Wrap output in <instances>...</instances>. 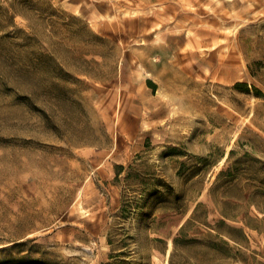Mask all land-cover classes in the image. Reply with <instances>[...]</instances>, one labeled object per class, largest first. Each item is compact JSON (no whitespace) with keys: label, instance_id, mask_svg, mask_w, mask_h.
<instances>
[{"label":"rangeland","instance_id":"1","mask_svg":"<svg viewBox=\"0 0 264 264\" xmlns=\"http://www.w3.org/2000/svg\"><path fill=\"white\" fill-rule=\"evenodd\" d=\"M198 203L176 264H264V0H0V264H168Z\"/></svg>","mask_w":264,"mask_h":264},{"label":"trees","instance_id":"2","mask_svg":"<svg viewBox=\"0 0 264 264\" xmlns=\"http://www.w3.org/2000/svg\"><path fill=\"white\" fill-rule=\"evenodd\" d=\"M199 203L195 206L190 218L180 227V229L178 230L176 236L173 237L172 240V250L170 252L169 255V263L168 264H176L175 263V255L177 253V250L181 247H185L187 244L189 243H198V244H204L207 246H216L218 247V243L214 242L213 239H211V233H206L205 234V238L201 239V238H197L196 236H188L187 230L189 225L192 223L191 220L195 218L196 216V211L199 208ZM224 213H227L226 211H224ZM236 230L241 231V229L236 228ZM226 235L233 241H238V237L235 236L233 233L226 231ZM218 235H220V232H217V234H215V237H218ZM220 238V237H219ZM223 245H228L229 242L227 239L224 238H220V242ZM225 249V248H224ZM226 252V251H225ZM228 257V253H225V255L223 256V258H227ZM185 259L184 257H182L181 259H179V264H184ZM211 264H220V263H211Z\"/></svg>","mask_w":264,"mask_h":264},{"label":"bare ground","instance_id":"3","mask_svg":"<svg viewBox=\"0 0 264 264\" xmlns=\"http://www.w3.org/2000/svg\"><path fill=\"white\" fill-rule=\"evenodd\" d=\"M169 243H170V241H168V244H169ZM169 246H170V244H169ZM166 261H167V260H166ZM166 261H165V262H166ZM165 264H166V263H165Z\"/></svg>","mask_w":264,"mask_h":264}]
</instances>
